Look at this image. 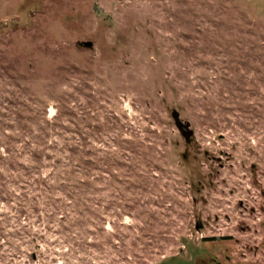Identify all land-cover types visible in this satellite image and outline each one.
Returning <instances> with one entry per match:
<instances>
[{
	"label": "rangeland",
	"instance_id": "1",
	"mask_svg": "<svg viewBox=\"0 0 264 264\" xmlns=\"http://www.w3.org/2000/svg\"><path fill=\"white\" fill-rule=\"evenodd\" d=\"M0 264H264V0H0Z\"/></svg>",
	"mask_w": 264,
	"mask_h": 264
},
{
	"label": "water",
	"instance_id": "2",
	"mask_svg": "<svg viewBox=\"0 0 264 264\" xmlns=\"http://www.w3.org/2000/svg\"><path fill=\"white\" fill-rule=\"evenodd\" d=\"M85 44L87 46H91L92 45V42L91 41H87L85 42ZM173 116L176 120V124L178 125V127L183 130L184 134H186L187 138L190 139V135L193 133L192 130H185V128H188L189 127V124H184L183 121L180 119V113L178 110H174L173 111Z\"/></svg>",
	"mask_w": 264,
	"mask_h": 264
},
{
	"label": "trees",
	"instance_id": "3",
	"mask_svg": "<svg viewBox=\"0 0 264 264\" xmlns=\"http://www.w3.org/2000/svg\"><path fill=\"white\" fill-rule=\"evenodd\" d=\"M174 259H176V258H172V259H170V261H172V260H174ZM197 259V258H196ZM195 263H196V261H195Z\"/></svg>",
	"mask_w": 264,
	"mask_h": 264
}]
</instances>
